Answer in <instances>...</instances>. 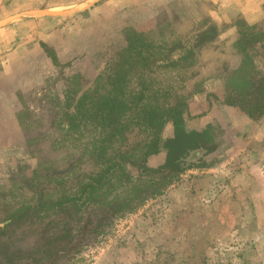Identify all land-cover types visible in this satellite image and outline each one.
I'll use <instances>...</instances> for the list:
<instances>
[{"label": "trees", "instance_id": "obj_1", "mask_svg": "<svg viewBox=\"0 0 264 264\" xmlns=\"http://www.w3.org/2000/svg\"><path fill=\"white\" fill-rule=\"evenodd\" d=\"M166 20L158 15L148 31L126 27L125 44L92 82L81 73L63 75L62 97L50 105L44 125L29 130L18 116L37 159L36 167L26 164L18 173L30 176L25 184L34 198L18 208L0 201V264L73 258L116 218L200 168L223 143L220 136L227 137L212 124L186 128L189 105L210 81H222L226 106L253 121L263 118L264 73L256 66L262 23L211 20L180 35ZM231 30L233 40L226 37ZM42 47L60 68L55 51ZM169 124L173 132L165 139ZM162 150L163 164L150 166Z\"/></svg>", "mask_w": 264, "mask_h": 264}, {"label": "rangeland", "instance_id": "obj_2", "mask_svg": "<svg viewBox=\"0 0 264 264\" xmlns=\"http://www.w3.org/2000/svg\"><path fill=\"white\" fill-rule=\"evenodd\" d=\"M41 1L44 0H3L0 19L16 10L40 5ZM117 1L125 9L132 7V0ZM192 2L185 6L183 0L174 3L173 0H144V13L133 10L127 19L139 23L135 22L132 28L148 31L155 26L156 17L162 15L166 21H173L179 34L184 35L190 29L204 28L217 15L209 2H203L207 5ZM49 4L57 3L53 0ZM108 26L113 34L117 32V23L110 22ZM226 37L235 39V31L227 32ZM118 42L113 37L99 55H75L71 62L61 63L55 77L23 95L18 116L26 117L28 129L47 121L50 105L62 97L65 89L63 75L81 73L92 82L114 49L120 48ZM256 66L264 73V48L258 50ZM209 91L206 87L208 104L202 106L194 98L193 105H189L186 128L201 131L212 124L223 130L227 137L220 136L223 143L219 149L207 156L200 168L183 174L162 194L133 213L116 218L110 228L93 235L75 257L55 264H264V116L255 122L243 117L232 122L231 116L226 115L222 122L219 108L214 109L213 105L220 104L218 98L221 93L224 96V87L221 93ZM208 115L213 116L207 124L205 116ZM172 132L169 124L164 138L171 137ZM23 136L25 152L19 150L23 156L16 157L13 169L8 167L7 177L0 176V201H7L8 206L14 202L11 208L34 198L25 184L26 177L30 176L18 173L20 166L29 164L33 168L37 164L24 132ZM165 155L166 151L162 150L149 165H162ZM222 162L227 164L221 166Z\"/></svg>", "mask_w": 264, "mask_h": 264}, {"label": "crops", "instance_id": "obj_3", "mask_svg": "<svg viewBox=\"0 0 264 264\" xmlns=\"http://www.w3.org/2000/svg\"><path fill=\"white\" fill-rule=\"evenodd\" d=\"M2 1L0 0V2ZM49 1L53 0L41 1V4L48 3L44 6L40 4L27 8L57 9L78 5L89 0H55L57 4L54 5L49 4ZM63 1H67V3H63ZM174 1L182 0H173V3ZM194 1H196L195 4L201 1L202 5H207L203 2H209L215 7L217 15L212 20L220 23L221 26L231 25L237 19H243L250 24L260 22L264 26V0ZM119 2L117 0H101L87 10L72 16L28 19L0 29V176L7 177L8 167L11 166L13 169L17 161L16 157L23 156V151L25 152L23 131L17 121L18 113L22 108L20 102L23 95L29 94L35 88L42 87L49 78L55 77L58 73V67L49 58L42 43L55 51L60 63L71 62L74 56L80 53L87 56L99 55L106 45L111 44L113 37L118 38V46L122 47L125 44L123 30L126 27L135 26L136 22H130L128 16L132 14L133 10L144 13L145 4L144 0H132V7L125 9L123 5L118 4ZM102 4L103 6H101ZM183 4L188 6L194 3L192 0H183ZM27 8L25 10H29ZM16 11L14 13L24 10ZM110 22H115L118 25L115 34L108 26ZM99 39L101 42L97 41ZM217 81L221 85L218 86ZM213 86L217 88H213ZM222 86V81L212 80L207 84V89L209 87V90L214 92L220 90L221 93ZM207 94L197 95L195 102L204 106L207 103ZM222 95L221 93L218 98L220 104L213 105L214 109L219 108V114L223 116L221 117L222 122L226 115L231 116V118L227 117L232 119V122L237 120V117L255 122L239 110L226 106L223 103ZM212 116H205L207 124L211 123ZM21 149L23 151H19ZM226 164L222 162L221 166Z\"/></svg>", "mask_w": 264, "mask_h": 264}, {"label": "water", "instance_id": "obj_4", "mask_svg": "<svg viewBox=\"0 0 264 264\" xmlns=\"http://www.w3.org/2000/svg\"><path fill=\"white\" fill-rule=\"evenodd\" d=\"M99 1L101 0H89L87 2L78 4V5L57 8V9L39 8V9L24 10V11L14 13L5 18L0 19V29L12 23L23 21V20H28V19H36V18H42V17L59 18V17L72 16L74 14L87 10L89 7L93 6Z\"/></svg>", "mask_w": 264, "mask_h": 264}]
</instances>
